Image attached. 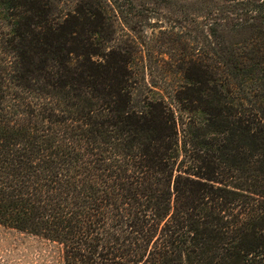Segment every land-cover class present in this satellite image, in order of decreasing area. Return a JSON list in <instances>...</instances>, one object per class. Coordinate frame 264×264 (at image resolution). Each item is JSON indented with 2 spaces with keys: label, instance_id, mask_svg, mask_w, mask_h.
<instances>
[{
  "label": "trees",
  "instance_id": "trees-1",
  "mask_svg": "<svg viewBox=\"0 0 264 264\" xmlns=\"http://www.w3.org/2000/svg\"><path fill=\"white\" fill-rule=\"evenodd\" d=\"M0 226L64 264H264V0H0Z\"/></svg>",
  "mask_w": 264,
  "mask_h": 264
},
{
  "label": "rangeland",
  "instance_id": "rangeland-1",
  "mask_svg": "<svg viewBox=\"0 0 264 264\" xmlns=\"http://www.w3.org/2000/svg\"><path fill=\"white\" fill-rule=\"evenodd\" d=\"M166 81L164 84L159 82V85L163 97L177 115L178 106L167 98L168 85L175 83L171 79ZM0 264H64L63 251L61 246L40 237L0 226Z\"/></svg>",
  "mask_w": 264,
  "mask_h": 264
}]
</instances>
